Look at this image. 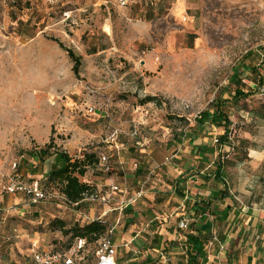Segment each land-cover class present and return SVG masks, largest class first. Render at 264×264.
Listing matches in <instances>:
<instances>
[{
	"label": "rangeland",
	"instance_id": "1",
	"mask_svg": "<svg viewBox=\"0 0 264 264\" xmlns=\"http://www.w3.org/2000/svg\"><path fill=\"white\" fill-rule=\"evenodd\" d=\"M66 50L81 58L79 75ZM263 61L264 0H132L126 8L116 0H0V264H34L35 252L68 248L74 239L58 221L67 229L99 221L106 235L115 228V241L139 231L125 228L129 210H155L160 226L179 206L174 165L192 168L184 180L197 177L186 193L230 194L206 217L223 246L214 243L209 255L254 253L250 264H264ZM234 68L252 96L227 105L233 146L221 148L214 139L223 130H198L196 119L231 100ZM147 97L158 102L142 105ZM50 143L73 159H99L81 178L94 193L80 206L46 183L55 158L36 168L26 153ZM219 159L225 185H202L200 172ZM16 181L38 182L45 198L10 193ZM117 251L118 263L130 254L123 243Z\"/></svg>",
	"mask_w": 264,
	"mask_h": 264
},
{
	"label": "trees",
	"instance_id": "2",
	"mask_svg": "<svg viewBox=\"0 0 264 264\" xmlns=\"http://www.w3.org/2000/svg\"><path fill=\"white\" fill-rule=\"evenodd\" d=\"M23 24L20 23V26ZM61 47H63L61 45ZM68 53L69 58L73 62V72L75 75H79L81 69V58L77 56L72 50H66ZM264 69V61L263 64L260 66ZM255 71H259L258 69ZM254 72V71H253ZM240 72L239 69H233V75L231 80L236 84L239 82L240 84ZM260 79H262L260 77ZM236 88L232 93L231 100H222L218 101L213 108L201 113V115L196 119L197 129H202L206 124L212 125L216 128L223 130V135L215 137L214 141L217 139L219 146L224 148L225 146H233L230 138L232 135L233 130L231 129L232 122L228 115L227 105L230 102L239 103L241 100L248 99L252 96L251 91H245L238 83L236 84ZM158 99L155 97H147L142 100V105H146L149 103L156 104ZM197 135V134H196ZM202 150V148H201ZM30 159L37 163V167L39 165L44 164L47 160L55 158L54 166L48 172L46 176V183L49 185H57L60 187V191L62 195L66 198L67 202L71 205L80 206L87 196H91L94 193L93 187L86 183L82 182L81 178H84L88 172V169L97 164L99 159L95 154H88L85 153L83 158L81 159H73L70 154L67 152L61 151L53 144H49L45 148L40 149H33L26 152ZM211 153H214L211 151ZM205 160V157L202 158ZM203 163V162H200ZM204 165L206 163H203ZM215 164V169L208 173L200 172L203 175L202 179L205 182L214 180L218 183H222L225 185V170L224 165L222 164V160L219 159ZM101 165V164H100ZM102 167V166H101ZM190 168V166H188ZM190 168L188 171H191ZM136 177L140 178L143 175V170L138 169L135 172ZM185 192L184 186H180L176 188V193L179 198H183ZM230 198V194L227 190H214L212 196L208 200H199L193 204V207L188 212H191L189 216L192 221L189 222V226L187 230H180L182 232V237L185 239L184 241V249L185 254L182 256L183 259L181 260L180 264H206L208 261L209 255V247H211L214 243H218L222 245L221 242L218 241V237L212 233L209 227L204 228V224L206 223V217L212 210V208H218L219 204L224 201L225 199ZM231 211L230 207H226V209L221 213V220H226L229 216ZM149 213H152V209ZM213 215H216L214 213ZM146 221V220H145ZM61 230L63 231L64 236L72 235L74 239L71 245L66 249H56L52 248L53 251L56 252H63L67 251L73 247L75 241L77 239H84L86 240V258L92 263L94 261V254L97 250L98 244L101 239L107 233V226L99 221H92L86 224H74L69 229L66 228V225L62 221H58ZM125 228H127L125 224ZM155 228V227H154ZM156 229V228H155ZM197 234H196V233ZM217 238V240H215ZM161 236L156 231H153V240H152V248L153 250L158 249L160 244ZM171 248L174 249L176 244L172 242ZM94 245V248L91 246ZM221 248V246H220ZM166 249L161 251V255H165L170 259L169 264H179L173 262V258L169 254L166 253ZM219 253L214 254V256H218ZM179 258V255L177 256ZM117 258H118V251H117ZM162 259V258H161ZM159 260L158 264H163ZM186 263H183L184 261ZM118 262V260H117ZM151 264H157V262H152Z\"/></svg>",
	"mask_w": 264,
	"mask_h": 264
},
{
	"label": "crops",
	"instance_id": "3",
	"mask_svg": "<svg viewBox=\"0 0 264 264\" xmlns=\"http://www.w3.org/2000/svg\"><path fill=\"white\" fill-rule=\"evenodd\" d=\"M177 167V165H174L173 168H171V170L168 172L170 175L173 176L174 172L177 171L179 175V177L173 184V194H175L176 188L179 187V185L184 186L186 190V185L188 186L191 185V183H197V177L190 176V174L186 175L190 176L189 179L184 180L185 174H183V171L187 173L190 169L189 167L182 166V169L179 167V171L175 170V168ZM208 182L210 183L211 181ZM202 185H205V183L203 182ZM199 189L205 190V188L202 186H199ZM213 192L214 190H211L210 196H212ZM184 195L185 196L183 198H179V206L176 208L175 212H169L173 213V215L167 212L168 214H165V216L162 217V222H160V226L156 222V220H158L159 218L155 217L152 214L153 212H155V210H153L152 213H149V210H142L141 212H139L138 210H129L127 212V220L125 222L127 228H131V234L135 232L136 229H138L139 231L135 235H126L117 239L118 244H124L126 248V253H130L129 256H126L125 260H120L118 264H151L154 261L158 264L159 260L161 259V251L166 248L167 250L165 254L171 255L174 263H178V261L179 264L181 263V260L183 259L182 256L185 254V239L182 237L183 233L179 230V223L184 219H189V221H192V219H190L189 217L191 215V212L188 211L192 209L193 204L196 201H199V199L201 200V198H199V196L201 195L200 192H196L195 197L193 196V192L188 193V191L187 193L185 191ZM174 214L175 217H173ZM144 218H147V220H144L142 223H138V220ZM154 227L157 228V232L161 236L159 247L155 250H153V248L151 247L153 240V231L155 230ZM205 227L206 226L204 225V228ZM142 231L146 232V234H141ZM117 241H115V243L118 246ZM172 242L176 244V247L174 249L171 248L173 244ZM178 255L179 258L177 257ZM252 255H254V253L249 255L247 254L245 256H240L239 260L236 259V256H231L230 254L227 256V258H220L221 256L208 255V261L206 264H220L221 259H225L224 261L226 264H250V262H253V259H251V257H253ZM257 259L258 257H256L254 263L258 262L259 259ZM182 262L186 263L185 260Z\"/></svg>",
	"mask_w": 264,
	"mask_h": 264
},
{
	"label": "built area",
	"instance_id": "4",
	"mask_svg": "<svg viewBox=\"0 0 264 264\" xmlns=\"http://www.w3.org/2000/svg\"><path fill=\"white\" fill-rule=\"evenodd\" d=\"M118 6L126 8L131 5L132 0H116ZM92 111V110H91ZM134 133H137L135 129ZM217 142V139L215 140ZM110 158L109 156H101L100 164L103 170L108 173L110 172ZM114 190L118 188L113 187ZM7 190L10 193H24L34 203L41 201L45 198L44 193L40 190L38 182L33 183L31 186H26L22 182L16 181L9 184ZM189 223L186 219L179 223L181 230H187ZM115 228L112 227L109 233L100 240L97 250L94 254V261L91 263L85 256L86 253V240L77 239L72 248L63 252L56 251H38L33 255L34 264H118L117 262V245L113 238V232ZM217 240V238H215ZM221 249L223 246L221 245ZM162 263L169 264L170 259L161 255Z\"/></svg>",
	"mask_w": 264,
	"mask_h": 264
}]
</instances>
